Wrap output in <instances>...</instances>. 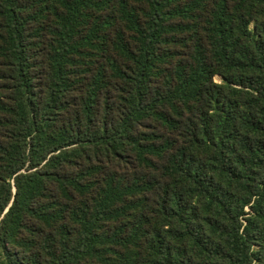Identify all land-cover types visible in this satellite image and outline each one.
Instances as JSON below:
<instances>
[{"label":"trees","instance_id":"16d2710c","mask_svg":"<svg viewBox=\"0 0 264 264\" xmlns=\"http://www.w3.org/2000/svg\"><path fill=\"white\" fill-rule=\"evenodd\" d=\"M0 264H264V0H0Z\"/></svg>","mask_w":264,"mask_h":264},{"label":"rangeland","instance_id":"374dc122","mask_svg":"<svg viewBox=\"0 0 264 264\" xmlns=\"http://www.w3.org/2000/svg\"><path fill=\"white\" fill-rule=\"evenodd\" d=\"M219 80V79H218Z\"/></svg>","mask_w":264,"mask_h":264}]
</instances>
